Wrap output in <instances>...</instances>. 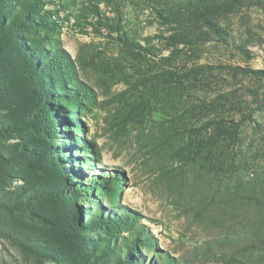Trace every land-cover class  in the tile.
I'll list each match as a JSON object with an SVG mask.
<instances>
[{
	"label": "rangeland",
	"instance_id": "1",
	"mask_svg": "<svg viewBox=\"0 0 264 264\" xmlns=\"http://www.w3.org/2000/svg\"><path fill=\"white\" fill-rule=\"evenodd\" d=\"M0 264H264V0H0Z\"/></svg>",
	"mask_w": 264,
	"mask_h": 264
},
{
	"label": "trees",
	"instance_id": "2",
	"mask_svg": "<svg viewBox=\"0 0 264 264\" xmlns=\"http://www.w3.org/2000/svg\"><path fill=\"white\" fill-rule=\"evenodd\" d=\"M6 27H8V26H5V24H4V30H5Z\"/></svg>",
	"mask_w": 264,
	"mask_h": 264
}]
</instances>
